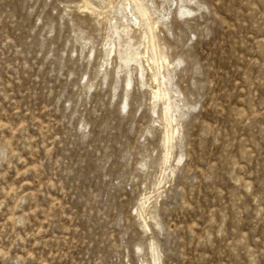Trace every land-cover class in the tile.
Returning <instances> with one entry per match:
<instances>
[{"label":"rangeland","instance_id":"obj_1","mask_svg":"<svg viewBox=\"0 0 264 264\" xmlns=\"http://www.w3.org/2000/svg\"><path fill=\"white\" fill-rule=\"evenodd\" d=\"M0 264H264V0H0Z\"/></svg>","mask_w":264,"mask_h":264}]
</instances>
